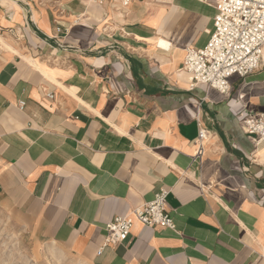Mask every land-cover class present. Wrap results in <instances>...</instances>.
Segmentation results:
<instances>
[{
  "label": "crops",
  "instance_id": "crops-1",
  "mask_svg": "<svg viewBox=\"0 0 264 264\" xmlns=\"http://www.w3.org/2000/svg\"><path fill=\"white\" fill-rule=\"evenodd\" d=\"M215 14L199 0H0V207L86 264H264V139L242 121L264 112V47L227 94L183 68ZM160 188L174 229L134 220L104 246V224Z\"/></svg>",
  "mask_w": 264,
  "mask_h": 264
},
{
  "label": "built area",
  "instance_id": "built-area-1",
  "mask_svg": "<svg viewBox=\"0 0 264 264\" xmlns=\"http://www.w3.org/2000/svg\"><path fill=\"white\" fill-rule=\"evenodd\" d=\"M102 2L104 0H90ZM124 5L130 0H120ZM170 3L172 0H149ZM213 1L216 14L207 43L203 47L186 46L183 68L190 73L192 87L198 83L222 94L230 92L229 77H244L255 70L263 56L264 0H199ZM59 31V28H57ZM52 97L51 93L47 94ZM23 103L19 102V107ZM243 128L256 142L264 139V112L248 113ZM200 140L207 138L205 129H199ZM199 155L200 152H197ZM169 189L160 188L151 200L115 215L104 224L103 245L123 242L130 234L134 220L145 227L174 229L175 225L166 209Z\"/></svg>",
  "mask_w": 264,
  "mask_h": 264
},
{
  "label": "rangeland",
  "instance_id": "rangeland-1",
  "mask_svg": "<svg viewBox=\"0 0 264 264\" xmlns=\"http://www.w3.org/2000/svg\"><path fill=\"white\" fill-rule=\"evenodd\" d=\"M78 257L38 239L0 207V264H78Z\"/></svg>",
  "mask_w": 264,
  "mask_h": 264
},
{
  "label": "bare ground",
  "instance_id": "bare-ground-1",
  "mask_svg": "<svg viewBox=\"0 0 264 264\" xmlns=\"http://www.w3.org/2000/svg\"><path fill=\"white\" fill-rule=\"evenodd\" d=\"M78 264H86V263H84V262H78Z\"/></svg>",
  "mask_w": 264,
  "mask_h": 264
}]
</instances>
